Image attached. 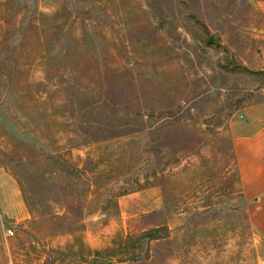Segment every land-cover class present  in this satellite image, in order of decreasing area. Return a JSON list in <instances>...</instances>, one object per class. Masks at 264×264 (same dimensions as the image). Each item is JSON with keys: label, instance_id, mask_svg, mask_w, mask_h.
Masks as SVG:
<instances>
[{"label": "rangeland", "instance_id": "1", "mask_svg": "<svg viewBox=\"0 0 264 264\" xmlns=\"http://www.w3.org/2000/svg\"><path fill=\"white\" fill-rule=\"evenodd\" d=\"M262 103L264 0H0V264H264Z\"/></svg>", "mask_w": 264, "mask_h": 264}, {"label": "crops", "instance_id": "2", "mask_svg": "<svg viewBox=\"0 0 264 264\" xmlns=\"http://www.w3.org/2000/svg\"><path fill=\"white\" fill-rule=\"evenodd\" d=\"M246 111L249 116L248 110ZM257 111L256 119L259 123L252 129L236 135L233 146L236 169L241 179L242 195L250 222L253 229L264 237V103ZM17 206V214L25 218L27 212L21 202L18 201ZM90 245L93 249L98 247L95 244Z\"/></svg>", "mask_w": 264, "mask_h": 264}, {"label": "trees", "instance_id": "3", "mask_svg": "<svg viewBox=\"0 0 264 264\" xmlns=\"http://www.w3.org/2000/svg\"><path fill=\"white\" fill-rule=\"evenodd\" d=\"M144 237H147V238H156V236H154L151 232H145V234H144Z\"/></svg>", "mask_w": 264, "mask_h": 264}, {"label": "built area", "instance_id": "4", "mask_svg": "<svg viewBox=\"0 0 264 264\" xmlns=\"http://www.w3.org/2000/svg\"><path fill=\"white\" fill-rule=\"evenodd\" d=\"M7 235H13V229H12V227L8 228Z\"/></svg>", "mask_w": 264, "mask_h": 264}]
</instances>
